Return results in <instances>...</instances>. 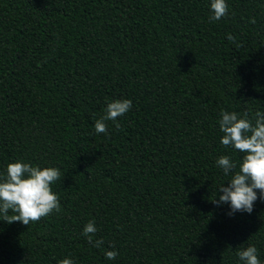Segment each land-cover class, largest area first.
I'll list each match as a JSON object with an SVG mask.
<instances>
[{
    "label": "trees",
    "instance_id": "16d2710c",
    "mask_svg": "<svg viewBox=\"0 0 264 264\" xmlns=\"http://www.w3.org/2000/svg\"><path fill=\"white\" fill-rule=\"evenodd\" d=\"M225 2L210 23L211 0H0V182L17 161L61 172L59 212L0 220V264H242L248 246L264 264V201L211 202L231 179L216 160L244 155L221 111L264 113V0Z\"/></svg>",
    "mask_w": 264,
    "mask_h": 264
},
{
    "label": "clouds",
    "instance_id": "9594fccd",
    "mask_svg": "<svg viewBox=\"0 0 264 264\" xmlns=\"http://www.w3.org/2000/svg\"><path fill=\"white\" fill-rule=\"evenodd\" d=\"M210 9L212 13L209 17L210 23L228 15L225 0H211ZM251 22L255 23V20ZM227 39L232 43L236 42L231 34L227 35ZM131 108L132 101L128 99L109 102L104 115L95 121L96 134L108 135L106 121L115 122ZM255 117L253 124L247 118H241L235 111L222 110L220 113L219 128L223 133L220 143L225 148L232 147L244 154L238 171L237 164L231 157L225 155L216 160L217 167L223 170L225 176H231V179L227 181V186L223 184L219 188V193H222L219 199L215 198L211 202L217 207L229 205V211L226 213L229 217L237 212L251 214L255 202L258 199L264 201V113L257 111ZM116 127L119 129V124ZM58 180H61L58 168H40L20 161L9 163L6 178L0 182V220L8 224L21 222L29 225L54 211L59 212V197L51 190V185ZM97 231L95 221H89L84 226L82 235L92 247L100 248L104 241L94 239ZM117 255V251L105 252V258L108 260H115ZM236 255L242 264H260L255 246H248L238 251ZM58 264L75 262L65 258L58 261Z\"/></svg>",
    "mask_w": 264,
    "mask_h": 264
}]
</instances>
